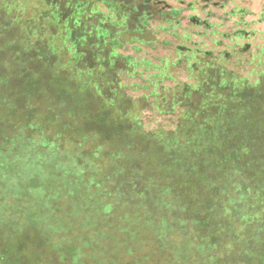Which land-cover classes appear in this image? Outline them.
Wrapping results in <instances>:
<instances>
[{
  "label": "trees",
  "instance_id": "obj_1",
  "mask_svg": "<svg viewBox=\"0 0 264 264\" xmlns=\"http://www.w3.org/2000/svg\"><path fill=\"white\" fill-rule=\"evenodd\" d=\"M9 1L22 17L29 12L31 23L37 22L44 33H63L58 38L65 51L75 55L72 54L73 58L86 60L88 55L95 63L111 60L108 69L137 80L132 88L141 96L153 97L155 103L159 102L162 107L156 109L160 112L172 113V106L182 108L181 96L201 97L199 112L204 117L199 118L197 124L202 128L199 131L203 139L200 138L198 144L202 149L213 146L216 156L207 163L184 166L183 179L176 181L184 188L182 197L179 189L169 186L170 181L176 180L172 176L167 175L171 177L167 186L159 188L156 175L127 163L124 168L131 180H124L117 188L115 199L120 202L109 204L102 216L98 201L79 196L70 203L72 211L68 221L73 217L74 224L62 221L63 217L58 215L59 194H47L38 201L31 197L33 193L25 183L14 191L0 189V228L8 232L4 240H0V264H83L90 249H93L90 264H121L116 255L122 247L127 249L125 253L136 252L140 242L135 240L140 239L143 231L149 232L153 239L143 243L147 245L143 249L146 259L161 260L154 264H171L157 254L173 259L176 255L183 258L187 253L197 255L198 263L191 264H264L263 117L259 116L258 124L257 115L245 101L260 104L264 99V90L254 91L264 81V0L258 12L245 5L248 0ZM227 24H232L230 30ZM160 34H169L176 40L171 44L168 40L163 42L169 47V56L153 53L158 50L154 42L160 40ZM147 35L156 38L149 39ZM91 40L102 53L89 49V54H79L78 46H92ZM103 52L108 53V57ZM243 67L255 77L248 88H245L246 83L241 85L245 79L240 75ZM96 69L82 68V75H92ZM176 70L180 76L175 77ZM166 82L171 84L166 85ZM170 94L175 96L171 100ZM184 107L186 109V105ZM189 109L182 111L181 119L191 118L193 113ZM132 117L138 119L139 112ZM2 120L5 121L3 118L0 121V147L16 145L20 138L18 130L9 129L8 120L4 123ZM187 120H179L167 135L177 137L178 131L191 126L186 124ZM176 145L188 149L191 143L184 144L177 138L174 147L178 148ZM7 152L9 148H0V155ZM6 163L0 159V184L5 178ZM177 168L179 165L174 170ZM174 170L168 169L170 173ZM135 180H141V185ZM130 182L134 183L132 191H129ZM69 184L72 186L69 193H73L72 188L78 186H73V181ZM164 189L170 192L167 200H163ZM199 190L206 195L197 202L191 194ZM9 197L17 198L18 204L9 205L6 201ZM125 199L138 209L136 213L125 209ZM100 200L103 203V199ZM159 206H163L161 212L164 211L161 217L156 212ZM195 206L199 210L203 208L204 212L196 213ZM110 210L109 216L117 218H111L108 230H101V225L88 228L93 220L92 226L97 220L101 224L102 218L109 217L105 215ZM3 212H18L21 217L14 222ZM54 212L55 223L50 222ZM82 213L90 231L70 239L64 234L75 231L73 227ZM220 233L229 238L228 249L218 242ZM171 234L182 240L170 241ZM25 237H30L31 242L25 243ZM239 243L241 248L235 251L233 247Z\"/></svg>",
  "mask_w": 264,
  "mask_h": 264
},
{
  "label": "rangeland",
  "instance_id": "obj_2",
  "mask_svg": "<svg viewBox=\"0 0 264 264\" xmlns=\"http://www.w3.org/2000/svg\"><path fill=\"white\" fill-rule=\"evenodd\" d=\"M133 1L137 2V0ZM262 3L263 0H248L245 5L258 12L262 9ZM29 17V12L26 17H22L11 1L0 0V121L2 118L5 120H2L3 123L8 120L7 127L18 130L20 136L16 145L5 144L0 147L9 148V152L0 155V159L7 162L5 178L0 184V189L13 190L20 187L21 183H25L26 186H30L33 193L31 197L38 201L46 198L47 194H59L57 200L60 201V208H57V211L64 222L68 221V215L72 211L70 203L79 196L98 201L100 205L98 207L104 216L109 204L120 202L115 199L117 188L124 180H131V177H127L130 173L124 168V165L129 163L128 166L139 167L151 175H156L160 183H156L159 188L167 186L168 179L171 178L167 175L172 176L176 180L170 181L169 186L179 189L178 194L182 197L184 188L180 182L183 179L181 173L184 171V166L188 163H207L216 156L214 152L216 148L209 146L202 149L198 144V140L203 139L202 132L199 131H202V128L197 124L199 118L204 117L199 112V104L203 99L181 96L182 108L176 106L170 108L166 105L173 109V112H160L156 109L162 107L161 105L159 107V102L155 103L153 97L141 96L140 92L132 88L137 80L130 79L127 74L118 73L115 69H108L111 60L95 63L89 60L88 55L85 57L86 60L82 58L80 60L78 56L73 58L74 54L67 53L58 38V35L63 33H44V28L42 31L37 22L32 24ZM160 35V38L157 37L160 40L154 42L158 50L152 52L164 57L169 56L171 55L169 47L163 42L168 40L170 43L176 40L169 34ZM146 37L156 38L150 35ZM91 45L83 48L78 46L80 47L78 53L89 54V49L91 51L98 49L97 54L102 53L101 48H96L94 40H91ZM103 53L108 57V53ZM90 66L97 68L95 73L82 75L81 69ZM101 66L105 69L100 68ZM246 67L250 69L248 65ZM247 69L243 67L240 74L245 77L241 82V85L246 83L245 88L255 81V77L251 76ZM175 72H178L175 73V77L180 76L179 70ZM262 83L254 91L263 92L264 81ZM168 84L171 82H166V85ZM241 94V92L237 93V98ZM169 97L171 100L175 96L170 94ZM245 101L249 104L247 107L257 115L258 124L259 116L263 117L264 128V99L260 104L250 100ZM242 103L245 104L244 98ZM185 105L186 109L190 108L193 113L188 120L181 119L182 111L186 110ZM138 112V119H134L132 116ZM179 120H187L186 124L191 126L183 132L178 131L177 137H169L167 134L170 129L177 126ZM186 135L191 142L184 138ZM177 138L184 144L191 143L190 147L185 149L179 147V144L176 145L178 148H175ZM9 156L12 159L8 158ZM176 165H179V168L174 170ZM168 169L175 172L170 173ZM70 181H73V186L74 184L78 186L72 188L75 189L73 193H69L72 187ZM135 182L141 185L142 181L135 180ZM133 185L134 183L130 182L129 191H132ZM155 190L153 187V191ZM162 194L166 195L163 200H167L166 197L170 192L164 189ZM205 195L202 190L191 194L196 197L197 202ZM100 199H103V203ZM6 201L9 205L18 204L17 198L9 197ZM130 204L127 203V199L123 202L127 211L133 209L136 213L138 209ZM162 207L159 206L156 210L159 217L164 213L161 212ZM193 210L199 214L204 212L203 208L199 210L197 206ZM111 212L112 210L105 216H109ZM7 217L15 222L21 214L8 213ZM55 217L54 212L50 222H57ZM114 217L116 216L104 217L101 224L97 220L93 226L94 220L90 221L88 227L85 215L82 213L78 217V223L73 227L75 231H68L64 235L70 239L76 235L82 237L90 231L88 228L94 229L100 225L101 230L105 228L108 230L112 224L111 218ZM73 219L72 217L68 223H72ZM7 233L6 229L0 228V240L3 241ZM171 235L170 241L182 240L175 234ZM139 238L135 240L140 242L136 252L125 253L127 249L122 247L115 258L120 260L121 264H154L156 260L161 261L152 257L147 260L143 252L147 247L143 243L153 240L150 233L143 231ZM25 241V243L31 242L30 237L28 239L25 237ZM219 241L221 247L228 249L230 240L223 236V233H220ZM239 248H241L240 243L239 246L233 247L235 251ZM92 251L93 249H90V252H87L83 264H90ZM157 255L171 264H184L186 261L190 264L198 263L196 254L190 256L187 253L183 258L174 255L176 258L173 259L166 257L165 254Z\"/></svg>",
  "mask_w": 264,
  "mask_h": 264
},
{
  "label": "flooded vegetation",
  "instance_id": "obj_3",
  "mask_svg": "<svg viewBox=\"0 0 264 264\" xmlns=\"http://www.w3.org/2000/svg\"><path fill=\"white\" fill-rule=\"evenodd\" d=\"M230 27H232V24H227L226 28H228L230 30Z\"/></svg>",
  "mask_w": 264,
  "mask_h": 264
}]
</instances>
